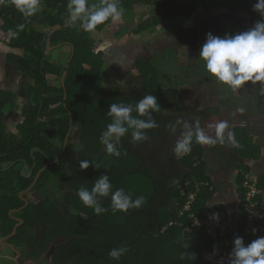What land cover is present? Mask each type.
I'll return each mask as SVG.
<instances>
[{"label":"trees","instance_id":"16d2710c","mask_svg":"<svg viewBox=\"0 0 264 264\" xmlns=\"http://www.w3.org/2000/svg\"><path fill=\"white\" fill-rule=\"evenodd\" d=\"M245 2L119 0L124 10L121 19H109L91 32L83 27L85 14L69 26V0H40L39 10L31 16L22 14L13 0L0 3V35L5 34V43L1 44L8 48L6 56L16 64L18 78L13 91L0 82V251L10 242L13 252L20 255L19 262L28 258L36 264L48 258L52 264H211L204 253L212 249L214 238L205 232L203 224L193 225V216L204 220L206 214L224 210L223 223L234 219L242 226L241 214H237L238 219L235 215L230 218V208L216 201L218 189L206 167V151L194 134L189 152L179 156L174 151L176 142L189 132L179 134L184 125L182 118L201 122L202 117L183 112L179 83H171L168 66L155 63L158 54L171 49L146 57L140 53L148 46L140 49L134 45L144 42L143 33H152L155 38L163 34L161 27H168L166 23L172 17L190 19L201 7L249 9ZM104 3L87 0L89 10ZM171 30L175 32L173 26ZM104 37L106 41L109 37L130 38L131 46L126 51L113 45L106 48L98 44ZM148 44L152 45L150 40ZM194 44L198 50L192 56L201 67L204 61L199 58L200 45ZM65 49V59L55 56L56 51L61 55ZM179 52L184 53L182 59ZM176 53L177 68L190 69L186 51L178 47ZM108 54L114 55L113 59ZM128 55H135L129 61L134 66L125 64L122 72L124 64L121 69L118 65L125 63ZM109 60L115 64L107 66ZM135 68L141 75L137 81L132 80L129 71ZM115 69L120 75L114 73ZM108 74L114 78L110 83L106 81ZM259 83L246 84L257 88ZM149 94L157 97L160 106L158 112L150 110L159 126L146 130L147 139L142 142L131 141V129L118 141L111 138L120 155L109 154L101 142L102 133L113 119L108 114L109 105L135 106ZM9 114L17 116L8 119ZM132 115L147 118L135 111ZM237 120L246 118L237 116ZM256 124L252 132L246 127L229 129L230 142L225 136L223 142L209 144L220 171H237L233 175L235 195L243 200L245 174L251 170L245 160L261 155L260 145L252 144L251 137L258 129L264 132V120ZM85 159L91 164L81 169L80 161ZM72 173L74 179L67 180ZM103 174L108 176L112 191L123 189L133 200L143 197L141 205L126 211L113 210L111 195L97 197L105 209L99 214L84 205L78 190L91 191ZM261 185L259 178L258 187ZM190 194L193 199H189ZM256 198L264 199L261 194ZM240 228L228 237L244 240ZM59 235L67 237L66 241H59ZM121 247L126 251L119 259L109 256L111 249Z\"/></svg>","mask_w":264,"mask_h":264},{"label":"clouds","instance_id":"9594fccd","mask_svg":"<svg viewBox=\"0 0 264 264\" xmlns=\"http://www.w3.org/2000/svg\"><path fill=\"white\" fill-rule=\"evenodd\" d=\"M13 2L15 7L25 16H31L39 10L40 0H13ZM0 3H3V0H0ZM253 8L262 17V19L255 22L253 27L235 35H225L223 38L207 33L205 42L199 48V58L204 61L205 69L219 82L228 85L234 90L240 89L246 82L255 84L264 81V0H256ZM68 9L69 26L80 19L82 14H85L86 19L82 23L84 29L89 32L95 30L98 25L105 23L109 19L119 21L124 12L123 8L119 6V0H110V2L105 0L104 5L95 8V10L88 9L87 0H69ZM210 10L213 11L214 9ZM150 110L152 112L160 110L157 97L151 94L137 101L135 106L124 103L110 104L108 114L113 119L107 125V130L101 135V142L106 146V151L109 154L119 156L120 152L117 145L110 142V139L115 138L118 141L130 129L133 143L146 140V130L159 126L153 119ZM133 111L139 117L147 118L139 119L134 117L132 115ZM227 127L226 121L216 124V139H211L203 131L197 130L195 133L196 140L200 143L208 144H215L217 140L223 142L224 130ZM229 138L231 139L232 137L230 136ZM192 139L193 133H185L183 138L176 142L174 151L177 153L189 152ZM90 164L91 162L85 159L80 161L79 166L81 169H87ZM250 169L249 172L256 174L259 180L260 175L256 170L251 166ZM77 194L84 205L92 207L97 214L105 211L97 201L98 196L106 197L111 195L112 208L119 211L139 207L143 202V197H137L133 200L130 195L125 194L123 189L112 191V185L106 174L100 176L91 191L81 188ZM259 194L264 198L260 187ZM236 198V208H238L240 199L239 197ZM233 209L230 208V213ZM231 215L234 216L232 213ZM212 218L218 219V214L214 212ZM231 223H235L234 219ZM125 251L126 249L122 247L113 248L110 250L109 256L113 259H119ZM229 264H264V236L252 240L247 245H245L243 237L237 236L233 241Z\"/></svg>","mask_w":264,"mask_h":264},{"label":"rangeland","instance_id":"374dc122","mask_svg":"<svg viewBox=\"0 0 264 264\" xmlns=\"http://www.w3.org/2000/svg\"><path fill=\"white\" fill-rule=\"evenodd\" d=\"M248 4H249L248 12L251 15V12L254 11L253 1L246 0L244 5L247 7ZM227 10L231 12V10L233 9L227 8ZM210 11L209 9L201 7L198 9V11H196V13L198 14L193 16L190 19L182 18V17H172L170 18L171 21H168L166 24H168L169 27L173 26L175 32L178 34V33L185 31V29L183 28L185 27L186 23H189L190 24L189 26L193 28L200 27V25L204 22L202 19ZM214 12L215 10H213V13ZM227 25H228L226 27L227 35L231 36V35L237 34L235 31L236 29H233L234 24L229 25L228 23ZM250 25H252V23H250ZM161 29L164 30L163 34H161L163 38V36L168 35L169 33L168 31H170V29H168V27H163V26L161 27ZM239 32H243V31H241L240 29ZM143 37H144V42L140 41L139 43L135 44L134 47L136 48L139 47L140 49H143L144 47L147 48L148 46V51H146L147 49H145L143 52L140 53L146 57H150V55L155 54L154 50L150 49V45L148 44L149 40L151 44L152 43L154 44V47H157L156 51H164L166 50L165 47L166 48L170 47L171 50H167V52L164 53L163 55L158 54L156 56L157 61H155V63L157 64L159 62H162V64H164L165 66H168V69H167L168 76L169 78H171V81H172L170 82L175 83L177 81L179 83L178 87L181 90L182 95H183V104H182L183 112L190 116L199 115L202 117L201 122H197V121L190 122V121H187L186 116H184V118H182L184 125H182V127L180 128L179 134H182L189 129L188 131L195 135L197 130H201L207 137L213 138V137H216V129H215L216 124L221 121H226L228 124V127L224 130V137L226 136L229 138L230 134H228V130L231 128H235V127H243V124H245L244 127H246L251 132L254 129H257L256 123L253 125L252 124L250 125V124H247L246 122L244 123L242 121H238L237 116L243 117L246 119L248 118L250 120H252L253 119L252 116H254V119H253L254 122H257L258 120L262 121V119L264 120V92L260 91L261 90L259 88L260 86L257 88L250 87L246 84L247 83L246 82L245 85L241 86V88L238 90H234L230 88L228 85L219 82L213 75H211L205 69L204 63L202 64V66L200 65L201 67L198 66V61L195 60L192 56L194 54L193 53L194 50H192L193 52H191L188 55V58H186V61L189 62L188 67H190V69H187V67L185 66H181L183 69L179 70L177 68V66H180V65H177L179 57L177 56L178 54L176 53L177 48L179 47V44L178 42H176L177 41L176 36L174 38L167 37V39L165 40V39L155 38V36L152 33H143ZM94 38L97 39L98 37L94 36ZM104 39H105L104 41L101 40V42H99L98 44L106 48L109 45H113L118 50H121V51L129 50V47L131 46V42H132V39L130 38H124L125 40H120L119 38H117V40L116 39L114 40L109 37L108 41H106L107 39L106 37H104ZM168 42H171V44H167ZM182 44L183 43H181V46ZM132 48L133 47H131V50H133ZM183 50L185 49L183 48ZM67 52L68 50L65 49L64 51L62 50L61 55H56L57 54V51H56L55 56H57V58L59 56L60 58L65 59L67 56ZM128 53H132V52L129 51ZM179 54H180L179 55L180 59H182V56L184 55V53L179 52ZM108 56L111 59H113L114 57V55H110V54H108ZM161 56L163 57V60H160ZM130 58H131V61H133V59L135 58V55H132L131 57L130 55H128L125 63L124 62L119 63L120 66L118 65V67L120 69L122 68L121 65L124 64V67L122 68V72H123V69H125L126 65L134 66L133 65L134 63L131 64L129 62ZM110 64L114 65L115 62L110 61L108 62L107 66H109ZM113 71L116 75H120L121 73L117 69ZM129 71L130 72L132 71L131 74H132L133 81L140 80L141 75H139V73L137 74L136 68L134 70L129 69ZM198 72H200V76H199L200 78L198 77ZM113 80H114L113 75L108 74L106 77V81L110 83ZM116 84L117 83H115V85ZM251 103H253V105H250ZM258 104H259V107L253 110ZM250 106H251V110H249ZM252 106H254V108ZM259 114H262L261 115L262 119H259ZM232 116H235V118L232 120H229V118ZM256 132L257 133H254L252 135L251 141H252V144L260 145V152L262 155L263 150H264V132H262L260 129L256 130ZM230 141H232V138L231 139L229 138V142ZM203 145L206 151L204 155L208 161L206 167H207V170L210 171L209 174L213 176V178L215 179L214 184H216L219 192L226 191V189H224V186L230 190L231 187L228 186L229 184L227 182V178L229 177L230 172H224V171H220L219 169H216L215 168L216 164L214 162V156L209 149V144L203 143ZM182 154L183 153H179L178 155L180 156ZM70 158H72V156H70L69 159ZM232 173L235 175L237 171L233 170ZM74 177L75 175L72 173L67 178V180L72 181ZM220 183L223 184L224 186L221 185ZM63 193L64 192H60V194L62 195ZM33 197L35 199H40L38 195H33ZM58 239L59 241L61 240L66 241L67 237L63 235H59ZM7 245L8 247L4 249L3 251H0V254H8L11 257L9 264H15L14 257H17L18 253L13 252V250L11 249L12 245L10 242H7ZM0 264H5V262L0 261ZM29 264H36V263L30 261ZM43 264H52V261H49V258H48V261Z\"/></svg>","mask_w":264,"mask_h":264},{"label":"built area","instance_id":"2783aa9c","mask_svg":"<svg viewBox=\"0 0 264 264\" xmlns=\"http://www.w3.org/2000/svg\"><path fill=\"white\" fill-rule=\"evenodd\" d=\"M243 186L245 188L244 200L240 199V207L235 212L234 210L231 212L237 219L240 218L237 214H241L242 226H239L236 222L232 224V221L223 223L224 210L212 211L206 214L204 220L194 216L192 218L193 225L201 227L203 224L205 232L214 238L212 249L204 253L211 264H229L235 237L230 238L228 234L236 232L238 227H241L240 230L244 236L245 245L258 237L264 236V199L259 201L256 198V194H259L257 175L252 172L245 174ZM193 198L194 196L190 194L189 199ZM214 212L218 214V219L212 218ZM216 228L219 229L218 233Z\"/></svg>","mask_w":264,"mask_h":264},{"label":"flooded vegetation","instance_id":"af4514ba","mask_svg":"<svg viewBox=\"0 0 264 264\" xmlns=\"http://www.w3.org/2000/svg\"><path fill=\"white\" fill-rule=\"evenodd\" d=\"M253 4L256 3V0H252ZM210 9H217L213 13V11H210L209 14L207 13L204 19H202L204 22L200 25V27H191L188 25V23L185 24V32L184 33H179L183 34L185 36H188V38L181 37L177 38L176 42L184 43V45H180V49L183 50V48L186 51V54H190L193 52L192 50H198V48L195 47V42H198L199 45L203 44L206 40V34L211 33L214 36H218L223 38L224 32L226 31V27L228 26L227 24H234L236 31H246L251 26H254L255 22L262 19L261 15L259 12L254 10V16L250 15L248 12V9H239V10H227V8L222 5V7H217V8H210ZM255 19V22H252V20ZM171 21V20H170ZM227 21V22H226ZM252 23V25H250ZM169 26V25H168ZM233 26V28H234ZM166 27V26H165ZM172 27V26H171ZM238 31V32H239ZM186 33V34H185ZM169 35L167 36H158L157 38L159 39H167ZM167 44H171V42H168ZM150 48L152 50H156L157 47H154V44L150 45ZM170 48V47H169ZM200 48V47H199ZM148 51V50H147ZM197 52V51H196ZM11 61H9L10 63ZM11 65L13 67L16 66L14 62H11ZM263 83V84H262ZM264 81L259 83V88H263L262 90L264 91ZM235 116L231 117V120L234 119Z\"/></svg>","mask_w":264,"mask_h":264},{"label":"crops","instance_id":"0c3cea01","mask_svg":"<svg viewBox=\"0 0 264 264\" xmlns=\"http://www.w3.org/2000/svg\"><path fill=\"white\" fill-rule=\"evenodd\" d=\"M204 19V18H203ZM168 29H170V31H168V35L169 38H174L175 34H177L176 32L172 31V27L168 26ZM159 31V30H158ZM5 43V34L0 35V82L2 83L1 85L4 86L5 89L7 90H15L17 88L18 82H17V76H16V72L14 71L15 68L11 65V62L9 63L8 60V56H6L7 52H8V48L6 46H4V44L1 43ZM16 79V81H15ZM19 103V101H18ZM20 105V103H19ZM253 115V114H252ZM13 116H17V115H13V114H9L8 119H12ZM254 119V116H252ZM250 120V119H246V121H242V122H246L247 124H255L256 122H254V120ZM241 123V122H240ZM245 124H243L244 127ZM263 150V149H262ZM245 163H247V165H249V167H253L254 169H256V172L260 175V178L262 180V192L264 195V150L262 155H260L259 158L257 159H247L245 160ZM215 168H217V166L215 165ZM229 177L227 178V182H228V186L231 187V189H227L224 185V189H226V194L225 192H218L216 193V195L214 196L216 201H220L223 202L225 204L226 208H234V212L237 209V198L235 195V184L233 182V173L231 171H229ZM212 180H215L212 176ZM226 185V184H225ZM19 257L20 255L18 254L17 257H14L15 260V264H29L30 261L33 262L32 260L28 259V258H23L21 260V262H19ZM10 256L8 254H0V261H4L5 264H9L10 261Z\"/></svg>","mask_w":264,"mask_h":264},{"label":"water","instance_id":"95a60500","mask_svg":"<svg viewBox=\"0 0 264 264\" xmlns=\"http://www.w3.org/2000/svg\"><path fill=\"white\" fill-rule=\"evenodd\" d=\"M49 42H50V37L47 39V44H49ZM49 46H47V48H48ZM50 48V47H49Z\"/></svg>","mask_w":264,"mask_h":264}]
</instances>
